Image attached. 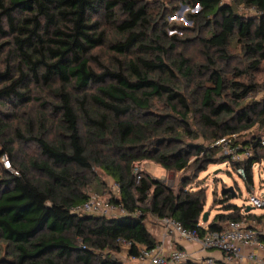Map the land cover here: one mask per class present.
<instances>
[{
  "label": "trees",
  "instance_id": "trees-1",
  "mask_svg": "<svg viewBox=\"0 0 264 264\" xmlns=\"http://www.w3.org/2000/svg\"><path fill=\"white\" fill-rule=\"evenodd\" d=\"M173 1L199 8L188 20L207 29L200 39L204 63H191L182 53L185 41L167 36L166 23L140 0H0V108L15 115L34 100L39 108L23 130L12 129L0 111V161L9 166L0 163V264H122L113 256L118 240L132 244L131 256L137 247L155 246L147 214L199 235L203 226L220 232L230 222L264 218L241 215L223 193L220 212L202 225L206 197L186 191L187 179L177 193L143 173L135 183L134 165L144 161L166 171L204 172L214 150L186 139L216 141L256 122L260 136L232 145L234 153L249 151L250 157L238 165L229 157L222 161L234 170L242 166L248 186L253 166L264 162V99L250 108L238 105L259 87L240 79L264 63V0H233L254 10L247 19L220 0ZM101 21L116 30L108 47L112 68L94 54L106 42ZM231 44L248 63L224 74L208 52L227 61ZM16 143L34 145L38 155L17 158ZM95 170L119 189L109 201L125 216L71 212L87 199L84 189Z\"/></svg>",
  "mask_w": 264,
  "mask_h": 264
},
{
  "label": "rangeland",
  "instance_id": "rangeland-1",
  "mask_svg": "<svg viewBox=\"0 0 264 264\" xmlns=\"http://www.w3.org/2000/svg\"><path fill=\"white\" fill-rule=\"evenodd\" d=\"M142 4L146 5L151 11L153 18L162 25L166 23L167 27L165 32L167 36L175 35L180 37L185 41L182 48V53L185 57H188L193 64H199L205 62V57L202 54L203 47L200 43V39L205 37L207 33L206 28L198 29L188 20V16L195 14L199 11L198 7H190L187 4H182L173 0H140ZM221 4L228 5L233 8L235 14L243 18H253L256 13L253 9L247 8L237 1L233 0H220ZM156 22V23H157ZM101 27L106 33L105 46L96 50L94 54L98 57V60L109 68H112V57L114 54L108 49L110 43L115 41L117 38L116 30L114 27L101 21ZM209 55L217 62V67L224 71V74H231L232 68H237L242 70L246 67L248 61L242 54V52L236 47L235 44H231L229 47V59L227 61H222L224 57L222 53L215 50H210ZM94 67V65H93ZM97 72L100 71V67L95 68ZM240 81L249 84L256 83L259 87L256 91L249 94V96L240 102L238 105L242 108L251 107L253 104L262 105V100L264 99V63L261 65L259 72H252L246 78L240 79ZM187 92V91H186ZM189 92H187L188 94ZM37 98L38 96H34ZM196 97V96H195ZM155 107H160V104H156ZM39 110L36 101L34 100L32 104L26 106L22 109L21 113L18 111L17 114L12 115L10 108L3 106L0 108L1 118L6 119L8 123L12 126V129L19 128L24 129V121L28 117H34ZM49 118V117H48ZM253 118V117H252ZM5 120V121H6ZM192 128L198 131L200 128L194 125L191 119ZM200 133V132H199ZM201 134V133H200ZM256 134L261 135L262 131L258 122H256L249 129H239L237 134L232 136L223 137L217 139L216 141L203 140L199 137L195 140L186 139V143H192L196 145L208 146L214 150V162L207 166L206 170L201 173H193V171H166L162 169L157 164L144 161L141 163H136L134 165L133 173H143L149 176L151 179L160 182L167 188L171 189L174 193H177L180 189L181 184L187 179L189 181L188 185H185L186 191H202L206 197V204L204 207V212H208L211 209V217L215 213L220 212L219 200L222 199V194L224 190H232L234 198L230 200V203L236 205L240 208H246L247 198L254 194L258 197L264 196V162L256 164L252 168V185L248 186L246 182H243L235 173L234 167L229 162H223V159L230 157L234 153L233 144H240L242 141L250 139V135ZM13 132H9L7 137L13 138ZM16 141V139H13ZM193 141V142H191ZM2 143L0 142V151L2 149ZM16 157L22 159H31L38 155L36 147L30 144L16 143ZM264 155V152H263ZM6 160H1L0 163L5 169ZM196 175V176H194ZM89 186L84 189V194L86 197H98L102 201H108L110 199H115L117 196L112 192V180L105 176L101 171L95 170V179L92 178L89 181ZM232 193H229L230 196ZM213 206H218V209H214ZM147 207V206H146ZM263 209H253V214L263 213ZM156 218L150 214L146 215L144 221L145 226L149 229L156 222ZM156 233V231H155ZM154 229L151 234L155 236ZM2 253V251H1ZM0 253V254H1ZM125 251L117 252L113 254L114 258L122 264L127 263L125 259ZM1 257V255H0Z\"/></svg>",
  "mask_w": 264,
  "mask_h": 264
},
{
  "label": "built area",
  "instance_id": "built-area-1",
  "mask_svg": "<svg viewBox=\"0 0 264 264\" xmlns=\"http://www.w3.org/2000/svg\"><path fill=\"white\" fill-rule=\"evenodd\" d=\"M259 147L264 149V134L259 139ZM250 157V152L245 151L238 155L232 153L230 161L232 163L241 164ZM5 168L9 169L8 163H5ZM236 175L246 182L245 172L242 166L235 168ZM135 183L140 180L139 173H134ZM112 192L118 197L119 189L112 184ZM116 197V198H117ZM247 205L252 209L264 210V196L258 197L251 194L247 198ZM242 209V208H241ZM244 208L241 210V215L246 214ZM71 212L76 216H93L100 218H117L125 216L126 213L120 205H114L109 200L102 201L98 197H88L83 203L72 208ZM160 226V233L155 246L152 249L146 247H137V254L131 256L132 244L124 240H118L119 252L125 251V264H192L189 255L184 250H175L166 255L162 251V246L166 240L173 238L181 243H189L196 245L202 252L217 251L222 254L223 264H228L241 258V251L246 247H254L257 249L263 248L264 243L259 241L258 233L251 228L249 221L230 222L220 232H210L203 226V234L199 235L194 230H188L181 224L171 218L157 219ZM247 260L255 264H264V256L250 254ZM198 264H218L211 257H206Z\"/></svg>",
  "mask_w": 264,
  "mask_h": 264
},
{
  "label": "crops",
  "instance_id": "crops-1",
  "mask_svg": "<svg viewBox=\"0 0 264 264\" xmlns=\"http://www.w3.org/2000/svg\"><path fill=\"white\" fill-rule=\"evenodd\" d=\"M214 209H218V206H213ZM211 209L212 207L208 210V222H210L213 217L216 215L211 217ZM210 213V214H209ZM257 217H261L264 216V211L261 214H254ZM157 220V218L155 219ZM251 227L258 233L259 236H264V218L262 220H260V222H250ZM145 224V223H144ZM146 227V226H145ZM147 231L149 232V234L153 237L154 241H157L159 233H160V226L158 221L155 222V224L153 226H151L149 229L146 227ZM154 229V233L155 236L151 234V231ZM184 250L188 253L189 258L192 262V264H198L199 262H201L203 259H205L206 257H211L213 258L215 261L218 262V264H223L222 263V259L223 256L221 253L217 252V251H211V252H202L200 251V249L193 244H189V243H181L176 241L173 238H169L168 240L165 241V243L162 246V251L164 253H166V255H168L169 253H171L172 251L175 250ZM250 254H256L258 256H264V249L260 248H254V247H246L243 248L241 251V258L242 259H237L236 261L232 262V263H228V264H255L249 260H247V256Z\"/></svg>",
  "mask_w": 264,
  "mask_h": 264
},
{
  "label": "water",
  "instance_id": "water-1",
  "mask_svg": "<svg viewBox=\"0 0 264 264\" xmlns=\"http://www.w3.org/2000/svg\"><path fill=\"white\" fill-rule=\"evenodd\" d=\"M224 193H232V190H224ZM233 198H234V194L232 193V194H231V199H233ZM252 210H253V209H252L251 207H246L245 210H244V212H245V213H248V212H250V211H252ZM207 222H208V212H204V213L202 214L201 224H202V225H205Z\"/></svg>",
  "mask_w": 264,
  "mask_h": 264
}]
</instances>
